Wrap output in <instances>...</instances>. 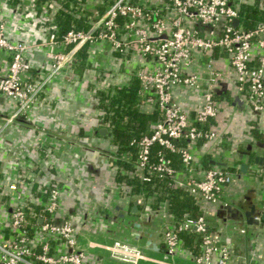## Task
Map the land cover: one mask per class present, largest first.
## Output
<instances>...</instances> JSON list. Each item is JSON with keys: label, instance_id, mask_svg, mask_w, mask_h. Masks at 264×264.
<instances>
[{"label": "built area", "instance_id": "1", "mask_svg": "<svg viewBox=\"0 0 264 264\" xmlns=\"http://www.w3.org/2000/svg\"><path fill=\"white\" fill-rule=\"evenodd\" d=\"M31 1L47 10L39 27L45 31L42 45L48 49L50 67L31 81L28 46L7 39L0 19V51L9 59L6 74L0 76V94L16 103L0 122V135L21 120L60 73L64 88L72 85L70 66L84 50L83 61L103 89L124 87L137 79L139 105L157 113L151 130L135 143L134 166L140 182L172 178L176 187L208 206H201L197 218L169 222L163 203L148 209L144 190L132 193L130 184L117 183L119 191L130 193L144 208V217L159 214L166 220L161 233H154L162 237L164 249L163 258H156L127 240L89 241L81 246L68 219L51 220L58 213L61 191L50 187L44 199L35 198L21 191L17 180L10 184L16 205L0 221V264H95L88 257L94 248L127 264H176L170 256L180 248L178 236L183 232L200 235L201 253L191 251L196 264H210L214 254L217 264H227L231 251L220 244L207 216L210 206L222 201L224 188L240 176V164L232 161L237 137L221 131L219 120L230 121L242 110L264 116V23L245 30L238 19L239 6L249 0H111L102 12L85 17L87 27L70 28L61 35L54 26L61 4ZM78 5L82 7L81 2ZM130 58L142 64L130 71L118 68ZM226 90L232 101L223 96ZM177 91L194 95L197 105L180 104ZM259 130L264 134V129ZM170 154L177 156L178 164ZM204 154L209 160L235 163L230 168L217 164L204 168L200 164ZM103 157L112 164L107 154Z\"/></svg>", "mask_w": 264, "mask_h": 264}, {"label": "crops", "instance_id": "2", "mask_svg": "<svg viewBox=\"0 0 264 264\" xmlns=\"http://www.w3.org/2000/svg\"><path fill=\"white\" fill-rule=\"evenodd\" d=\"M102 1L84 0L79 11L73 10L72 0L67 4L64 0L57 3L69 13L87 17L99 12ZM46 13L45 7L35 6L31 0H21L18 4L0 0V19L4 22L6 34L11 42L28 46L27 62L41 75L50 67L48 49L42 45L45 31L39 27ZM8 61L7 54L0 51V76L6 74ZM140 64L142 61L138 58H130L119 63L118 68L130 71ZM85 66L73 70L72 85L68 88L62 84L61 73L52 79L26 113V119L14 122L0 135V221L7 216L8 209L16 205L11 183L19 180V189L34 196L30 179L35 177L39 183L47 184L50 178L56 177L65 184L60 195L61 215L66 213L74 222L81 246L86 247L89 241L110 243L121 240L118 237L131 242L133 220L141 225V233L145 229L154 233L159 231L160 234L166 220L159 214H152L144 225L141 221L144 218L141 213L143 207L137 205V213H131L133 199L127 191L118 190L114 169L103 157L100 148H103L104 137L109 132L99 125V111L92 93L93 87L100 83L88 65ZM176 95L178 102L189 108L198 103L194 95H184L180 91ZM15 108V102L0 94V118L9 116ZM219 122L221 131L237 137L235 159L232 161L240 166L245 164L246 171H240V176L224 188L222 201L210 206L208 218L220 244L231 251L227 264H248V261L249 264H264V134L259 130L264 129V116L242 110L235 112L230 121L220 119ZM250 125L254 126L253 130L249 129ZM100 128H105L106 132L100 134ZM232 161L218 165L230 168L235 163ZM40 166L46 171L41 175ZM53 169L57 172L54 173ZM149 202L147 208L154 210ZM224 203L231 205L232 213L226 210ZM250 206H254L252 217L258 223H246L244 212L249 211ZM81 209L86 212L94 209L98 214L94 213L89 218L85 214L84 220H91L95 226L103 221L108 228L107 234L76 222L73 217ZM167 219H172L168 213ZM159 238L161 249H144L156 258L164 255L162 237ZM89 251V260L95 264H127L112 259L103 250L94 248ZM177 251L173 262L196 264L190 250L181 247ZM210 264H217V254L212 256Z\"/></svg>", "mask_w": 264, "mask_h": 264}, {"label": "trees", "instance_id": "3", "mask_svg": "<svg viewBox=\"0 0 264 264\" xmlns=\"http://www.w3.org/2000/svg\"><path fill=\"white\" fill-rule=\"evenodd\" d=\"M21 0H9L13 4H18ZM50 3L52 0H43ZM42 1V2H43ZM61 2L63 0H56ZM67 4V1L64 0ZM111 0H103L101 6L98 8L99 13L103 11L105 5ZM73 10L79 11L82 9L78 3H83L84 0H72ZM78 5V6H77ZM238 19L239 23L245 30L254 28L258 23H264V0H249L242 3L238 8ZM86 11V10H85ZM54 26L58 30V35L63 34L70 28H85L88 26V22L85 17L75 16L64 8H59L54 16ZM6 34V31H5ZM7 39L9 36L6 34ZM10 40V39H9ZM79 58L72 63L69 72L72 74L74 69L79 67H86L84 63L85 51L81 50L78 54ZM81 59V60H79ZM26 61L27 56H26ZM32 73L31 81H36L41 73L33 68H30ZM63 72L61 73V76ZM139 84L137 79H133L127 86L115 87L113 89L105 90L102 85L93 87V96L95 99L96 109L99 111L97 119L99 125L105 127L109 132L105 135L103 144L100 148L104 154L111 160V168L114 169L115 178L117 183L127 182L132 186V193H139L140 190L145 191L147 200L150 205L157 206L164 204L169 216L172 218L171 222H179L184 218H197L202 215L201 204L197 202L196 197L190 195L187 191L180 187H176L173 184V179L169 177H152L150 182L142 183L136 174L135 162H136V141L144 134L148 133L155 121L158 120L157 113L149 106L141 107L137 98V90ZM43 92L40 94V96ZM223 96L228 101L233 100V96L229 90L224 92ZM14 102V101H13ZM3 119V118H0ZM26 119V114L21 116V120ZM1 121V120H0ZM199 145L202 142L199 141ZM158 147H155L157 149ZM171 155V154H170ZM174 157L176 164H178L177 156ZM110 162V161H109ZM200 164L202 167H211L212 164L209 162V155L204 154L201 156ZM40 166L38 168L40 175L46 171ZM54 173L55 172V169ZM125 171V173L123 172ZM52 174L53 171L50 170ZM48 173V172H47ZM36 178L30 179L34 190V197L44 199L46 193L50 187H57L62 191L63 181L53 177L50 178V182L47 184H41ZM39 196V197H38ZM152 202V203H151ZM61 207L59 204L58 213L51 220L58 221L59 219L66 218L70 224L75 228V224L69 215H61ZM207 219L209 220L208 216ZM170 222V220H169ZM210 229H213L210 226ZM180 248H187L194 253H201L200 249V235L196 232H183L178 236ZM178 251L172 254L170 257L173 258ZM259 264V263H255Z\"/></svg>", "mask_w": 264, "mask_h": 264}, {"label": "water", "instance_id": "4", "mask_svg": "<svg viewBox=\"0 0 264 264\" xmlns=\"http://www.w3.org/2000/svg\"><path fill=\"white\" fill-rule=\"evenodd\" d=\"M238 23V19H235L233 21V24L234 25H237ZM98 132L100 134H104L106 132V129L105 128H100L98 130ZM209 162L213 165L215 164H224V161L223 160H218V158H211L209 160ZM240 171L242 173H244L246 171V165L245 164H242L240 166ZM225 208L227 211L229 212H233V208L231 207V205H225ZM254 206H250V210L249 211H245L244 212V215L246 216V223L247 224H254V223H258L253 217L252 215L254 214ZM130 212L131 213H137V204L135 201H133V204L130 208ZM232 217H235V215L233 214ZM262 219L264 220V214H262ZM133 230L131 231V236L133 238V240L130 242L136 246H139L141 248H144V249H149V250H159L161 249L162 247V243L160 241V238L154 234V232H149V231H146V232H143L141 233V225L138 223V222H134L133 223ZM107 226L104 225L103 228H101L100 230H98L101 234L105 235L107 234ZM119 239L123 240V241H126V239L124 237H118ZM193 255V254H192Z\"/></svg>", "mask_w": 264, "mask_h": 264}, {"label": "flooded vegetation", "instance_id": "5", "mask_svg": "<svg viewBox=\"0 0 264 264\" xmlns=\"http://www.w3.org/2000/svg\"><path fill=\"white\" fill-rule=\"evenodd\" d=\"M92 209V208H91ZM88 213H90V214H88ZM93 213H97L94 209H93V211L91 210H88L87 212L85 211V209H81L80 211H79V214L77 215V216H74L73 218H74V220L76 221V222H80L81 224L83 223V225H85V226H90V227H92V228H94V229H97V230H100L101 228H103L104 226L103 225H105L104 224V222L102 221V223H100V224H98L97 226H95L93 223H92V221L91 220H88V221H86V220H84V218H86L85 217V214L87 215V217L89 218L90 216H91V214H93ZM103 218H104V216H103ZM148 220H150L149 219V217H144L143 219H141V221L144 223V225L147 223V221ZM134 222H137V221H132V224L131 225H133V223ZM143 232H146V230L144 229L143 230ZM132 240H133V238H131ZM130 239V240H131Z\"/></svg>", "mask_w": 264, "mask_h": 264}, {"label": "rangeland", "instance_id": "6", "mask_svg": "<svg viewBox=\"0 0 264 264\" xmlns=\"http://www.w3.org/2000/svg\"><path fill=\"white\" fill-rule=\"evenodd\" d=\"M78 204L75 205V207H77ZM156 257V256H155ZM157 258H163V256H157ZM139 264H149L147 262H140Z\"/></svg>", "mask_w": 264, "mask_h": 264}]
</instances>
